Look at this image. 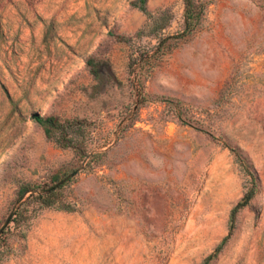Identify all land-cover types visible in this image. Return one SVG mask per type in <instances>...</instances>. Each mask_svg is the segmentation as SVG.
Listing matches in <instances>:
<instances>
[{
	"label": "rangeland",
	"instance_id": "obj_1",
	"mask_svg": "<svg viewBox=\"0 0 264 264\" xmlns=\"http://www.w3.org/2000/svg\"><path fill=\"white\" fill-rule=\"evenodd\" d=\"M136 1L0 0V264H202L249 186L226 146L258 185L210 264H264V0H199L201 25L163 55L183 0ZM33 114L83 121L105 155L87 165ZM73 171L72 212L7 225L19 186Z\"/></svg>",
	"mask_w": 264,
	"mask_h": 264
},
{
	"label": "trees",
	"instance_id": "obj_2",
	"mask_svg": "<svg viewBox=\"0 0 264 264\" xmlns=\"http://www.w3.org/2000/svg\"><path fill=\"white\" fill-rule=\"evenodd\" d=\"M145 0H137L133 2V6H137L141 11H145L144 8ZM184 3V28L182 32L175 36H167L158 40L157 50L155 52L160 55L167 54L173 49L178 41L191 36L197 31L202 23L206 4L199 0H183ZM169 43L168 48L163 50L162 47ZM153 56H146L149 61ZM144 57H140L142 61ZM92 67V73L96 76L97 71L91 64V61L87 62ZM32 120L43 130L46 138L51 139L58 147L62 149H70L74 153L80 155L83 159L87 160V165L95 163L101 159L105 153L99 151H93L88 149L87 139L85 134V123L83 121H60L58 118L53 116L41 117L37 114L32 115ZM229 151L233 154L235 161L242 167V170L249 177V186L246 188L242 197L231 209L229 215L228 233L216 246L213 253L208 255L202 264H210V262L217 256L222 250L226 241L229 239L233 232V222L237 213L243 208L247 207L254 197L258 179L253 171L248 169L245 159L240 153L239 149L233 146H226ZM75 171L66 173L63 176L52 175L48 183L42 184H23L19 186L17 191V207L13 211L11 218L7 225L13 223L15 228H20L25 222H27L35 211V207L38 209H51L72 212L74 208L63 200V191L66 186L71 184L75 177ZM9 229L0 231V242H6L5 235ZM8 248L0 245V263L9 254Z\"/></svg>",
	"mask_w": 264,
	"mask_h": 264
},
{
	"label": "water",
	"instance_id": "obj_3",
	"mask_svg": "<svg viewBox=\"0 0 264 264\" xmlns=\"http://www.w3.org/2000/svg\"><path fill=\"white\" fill-rule=\"evenodd\" d=\"M9 220L6 221V223H8Z\"/></svg>",
	"mask_w": 264,
	"mask_h": 264
}]
</instances>
